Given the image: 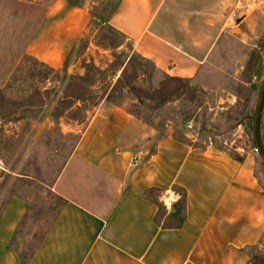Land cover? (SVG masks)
Instances as JSON below:
<instances>
[{
  "label": "crops",
  "instance_id": "1",
  "mask_svg": "<svg viewBox=\"0 0 264 264\" xmlns=\"http://www.w3.org/2000/svg\"><path fill=\"white\" fill-rule=\"evenodd\" d=\"M263 9L264 0H118L107 24L163 74L210 87L208 109L218 121L236 97L207 86L204 73L222 54L242 71L252 51L264 69ZM73 14L79 28L64 20ZM87 23L82 7L53 17L38 32L33 55L59 69ZM72 124L79 139L51 187L65 204L28 264H252L254 250L264 253L255 145L230 143L233 153L216 143L199 147L171 127L157 137L104 98ZM259 138L264 148V101ZM28 205L13 195L0 211V264H20L10 240ZM173 217L176 224L164 225Z\"/></svg>",
  "mask_w": 264,
  "mask_h": 264
},
{
  "label": "rangeland",
  "instance_id": "2",
  "mask_svg": "<svg viewBox=\"0 0 264 264\" xmlns=\"http://www.w3.org/2000/svg\"><path fill=\"white\" fill-rule=\"evenodd\" d=\"M72 2L78 4L74 6ZM117 3L118 0H0V211L13 195L26 199L37 216L48 211L45 207L50 201L48 192L52 191V184L62 162L67 161L73 142L72 138L66 136L77 135L79 129L72 130L74 125L70 121L59 119L54 124L51 119L64 83L71 77L82 76L84 65L93 64L102 70L101 74L92 77L95 98L87 114L102 98L105 99L119 75V67L131 56L139 55L132 44L115 30L112 32V48L97 45L106 43L105 40L99 41L103 33L100 28L109 26L106 16ZM74 7L87 9L88 23L66 48L60 68L53 69L33 55L38 32L53 17L69 14ZM76 15L70 18L65 16L64 20L74 21L72 25L79 28ZM80 40H83L81 44ZM236 46H232L233 51H236ZM256 52H250V60L242 71L233 70L230 54L220 55L214 66L205 71L203 82L207 86H219V92L222 90V93H231L236 97V104L218 121H212L214 110L208 109L213 107L212 103L208 105L206 99L210 87L202 89L194 82L189 83L191 87L181 97L155 110L139 106L125 89L121 91L120 97L113 95L116 102L113 105H120L127 112L134 113L143 123L157 131V137L171 127L174 136L182 141L195 140L194 144L199 147L203 143H216L217 147L233 153L230 143L240 147L244 143L254 145L253 118L264 78V69L258 65ZM143 59L136 60L145 63L153 80L161 78L151 63ZM239 67L237 63V69ZM129 73L130 70L127 75ZM139 84L145 86L144 83ZM189 120H193L191 130L185 129V123ZM255 175L264 191V165L259 156ZM146 195L154 198L153 192ZM54 207L55 202L52 201L49 216ZM163 214L161 208L158 218ZM177 221L173 217L166 220L164 225H174ZM34 222L35 218L32 217L20 231L25 240L23 246L17 242V237L12 241V247L17 251L27 244L37 227L41 233L49 220ZM263 254L254 251L252 264H264Z\"/></svg>",
  "mask_w": 264,
  "mask_h": 264
},
{
  "label": "trees",
  "instance_id": "3",
  "mask_svg": "<svg viewBox=\"0 0 264 264\" xmlns=\"http://www.w3.org/2000/svg\"><path fill=\"white\" fill-rule=\"evenodd\" d=\"M77 4V2H72V5L74 6H76ZM115 9L116 7L110 12L109 15L106 16V20L111 17ZM100 31H102L103 33L99 41L102 42L103 40H105L106 43L96 44L104 48H112L114 44L112 32L114 31V29L108 26L106 28L101 27ZM82 41L83 40H80L79 43L81 44ZM136 59L142 60L143 58L139 55H137V57L131 56L127 59L126 63L123 66L119 67V75L115 83L112 85L105 96V100L107 102L116 104L115 100L113 99V95L120 97L121 91L125 89L137 100L139 106H145L151 110H155L160 108L167 102L178 99L187 89L191 87L189 81L165 75L151 64L155 69V73H158L162 76L161 78L159 77V79H156L154 81L152 75L146 70L145 63L143 64ZM84 67L85 72L82 76L71 77L62 86L61 97L57 100L51 114V119L54 124H56L59 119H64L66 121H70L71 123H81L85 118V114L88 108L92 106V104H94L93 101L95 95L92 91L94 80L92 79V77L95 74H101L100 71L102 70L94 66L93 64L84 65ZM129 70L130 73L127 75V72ZM51 71L54 72L53 70ZM144 79L146 80V82L144 81ZM139 83H144L145 86L142 87ZM128 113L136 116L132 112ZM66 137L73 139L71 149L69 150L66 157L67 160L78 142L79 135L67 134ZM65 163L66 161L62 162L60 170L63 168ZM48 195L50 196V201L45 204V207L48 209V211L37 216L36 213H33V208L28 205L26 214L20 221V224L16 229L14 236L10 240V247L12 248V252L16 256V259L20 264H28L35 250L43 240L44 235L49 230L51 224L65 204V200L53 191L49 190ZM52 201L55 202V207L52 211H50L52 215L49 216V210L50 205H52ZM40 209L42 210V208ZM32 217L35 218L34 223L46 222L47 220H49V222L41 233L39 232V227H37L38 231L36 230L31 235L27 244L20 251H17L12 247V241L14 240L15 235L22 236L20 231L26 226L27 223L30 222Z\"/></svg>",
  "mask_w": 264,
  "mask_h": 264
},
{
  "label": "water",
  "instance_id": "4",
  "mask_svg": "<svg viewBox=\"0 0 264 264\" xmlns=\"http://www.w3.org/2000/svg\"><path fill=\"white\" fill-rule=\"evenodd\" d=\"M263 101H264V78L260 86L259 99H258L255 115L253 118V141L257 153L260 155L261 159L264 162V148L262 147L259 138V122H260V115L262 111Z\"/></svg>",
  "mask_w": 264,
  "mask_h": 264
},
{
  "label": "built area",
  "instance_id": "5",
  "mask_svg": "<svg viewBox=\"0 0 264 264\" xmlns=\"http://www.w3.org/2000/svg\"><path fill=\"white\" fill-rule=\"evenodd\" d=\"M263 11H264V9H263ZM192 127H193V120H189L185 123V129L191 130ZM224 144H225V142H224ZM254 152H257L255 148H254Z\"/></svg>",
  "mask_w": 264,
  "mask_h": 264
}]
</instances>
